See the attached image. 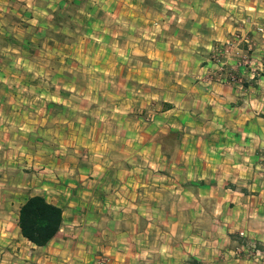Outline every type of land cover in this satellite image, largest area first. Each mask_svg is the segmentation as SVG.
<instances>
[{
    "label": "crops",
    "instance_id": "obj_1",
    "mask_svg": "<svg viewBox=\"0 0 264 264\" xmlns=\"http://www.w3.org/2000/svg\"><path fill=\"white\" fill-rule=\"evenodd\" d=\"M227 43L242 85L203 83ZM25 48L48 81L0 91V264H264V0H0V55ZM32 196L62 211L44 247Z\"/></svg>",
    "mask_w": 264,
    "mask_h": 264
},
{
    "label": "rangeland",
    "instance_id": "obj_2",
    "mask_svg": "<svg viewBox=\"0 0 264 264\" xmlns=\"http://www.w3.org/2000/svg\"><path fill=\"white\" fill-rule=\"evenodd\" d=\"M16 56V57H15ZM17 58H20L21 60L17 61ZM0 59H3L1 66H3V68L0 66V74L2 73V69L5 70L6 73H4L6 75V77L1 76L0 79L4 78L6 83H2L0 81V91L6 93V94H30L29 96H27V103L23 106H35L33 103V100H30L32 96H34L33 94H36L37 92H39L38 88L41 89L42 85H45L44 83L48 80L42 79V83L36 82V79H34V75L31 72H28L26 69L23 68V60H27L29 63H32L34 61L37 60V57L34 58V54L32 52L27 51L26 49L24 51H22L19 56L12 54L9 57H4L0 55ZM19 67V68H18ZM11 75V76H10ZM18 82V83H17ZM46 86V85H45ZM39 89V90H40ZM30 102V103H29ZM32 108V107H31ZM27 110H30L28 108H26ZM1 126V125H0ZM3 126V125H2ZM28 146V147H27ZM33 146V142L29 139H27L26 142V149H29L30 151L33 150L32 148ZM44 148H48L49 146L46 144H43ZM21 148H23V146H20ZM47 150V149H46ZM9 150H1L0 149V167H4V174H6V168L7 167V172L8 173H12L13 175V183H16V179L15 176L18 173V171L20 170H24V169H20L19 164L17 165V161L16 159H13L16 163L15 165H11V166H7L6 164H2V157H3V153L8 152ZM13 151V150H11ZM10 155L13 153H9ZM7 162V160H6ZM28 162H21L20 166H24L26 169L24 172H26L27 174H32L34 172V170L32 169V164L30 166H28ZM47 165V164H44ZM38 167V166H36ZM49 169V167H47ZM2 172L0 171V174ZM0 179H1V175H0ZM12 189V188H11ZM14 190V189H13Z\"/></svg>",
    "mask_w": 264,
    "mask_h": 264
},
{
    "label": "trees",
    "instance_id": "obj_3",
    "mask_svg": "<svg viewBox=\"0 0 264 264\" xmlns=\"http://www.w3.org/2000/svg\"><path fill=\"white\" fill-rule=\"evenodd\" d=\"M17 224L24 239L37 247H44L60 230L62 211L41 196L28 197L19 208Z\"/></svg>",
    "mask_w": 264,
    "mask_h": 264
},
{
    "label": "built area",
    "instance_id": "obj_4",
    "mask_svg": "<svg viewBox=\"0 0 264 264\" xmlns=\"http://www.w3.org/2000/svg\"><path fill=\"white\" fill-rule=\"evenodd\" d=\"M231 45L229 43L225 44V46L216 52L212 57H211V62L217 66V69H215L213 72H208L206 76L202 78V82L205 84H212V83H217V84H226V85H233V86H241L242 85V78L239 77L238 75H234L231 73H227L226 69L224 68L223 64L221 63V59L223 55H228L230 52ZM241 65L244 66H249L251 64L250 57L246 54L241 58ZM260 71L256 70L253 71L252 73V80L256 79L259 76ZM242 251L241 248H238L236 250V253L239 254ZM249 256L252 258H259L260 254L258 251L251 249ZM97 264H106V259L101 257L97 260Z\"/></svg>",
    "mask_w": 264,
    "mask_h": 264
}]
</instances>
